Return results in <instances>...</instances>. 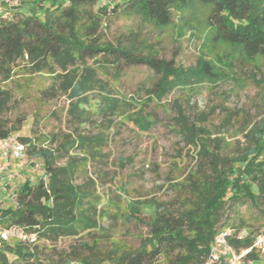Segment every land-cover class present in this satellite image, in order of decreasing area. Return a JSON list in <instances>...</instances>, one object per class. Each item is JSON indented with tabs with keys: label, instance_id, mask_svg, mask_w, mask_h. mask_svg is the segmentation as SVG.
Returning a JSON list of instances; mask_svg holds the SVG:
<instances>
[{
	"label": "trees",
	"instance_id": "16d2710c",
	"mask_svg": "<svg viewBox=\"0 0 264 264\" xmlns=\"http://www.w3.org/2000/svg\"><path fill=\"white\" fill-rule=\"evenodd\" d=\"M13 2L21 0L7 5ZM100 3L30 0L20 13L0 11V140L15 137L21 127L4 118L12 98L5 87L16 77L25 87L34 77L47 81L43 95L65 97L67 115L76 124L87 120L91 99L99 114L125 116L141 131L149 127L144 111L150 103H160L175 91L215 89L235 80V66L216 64L205 55L186 68L178 66L174 58H159L133 29L109 38L106 31L113 18L138 20L157 30L174 26L179 38L185 30L195 36L203 25L211 41L226 46L236 62L260 59L264 65V0ZM137 67H145L155 76L148 88L142 85L139 89L145 94L143 100L127 99L116 89L124 71ZM179 126L185 142L198 149L200 162L178 184L179 195L168 207L132 201L117 212L126 225H144L146 234L135 246L113 240L100 225L103 217L114 216L109 211L115 200L111 196L102 199L92 179L76 183L80 164L102 157L105 136L15 137L24 146L28 161L42 167L45 178L36 182L25 179L14 196L15 205L0 209L2 227L20 228L34 237L32 242L1 243L0 264H47L44 250L64 239L77 242L74 249L85 254L79 259L81 264H205L214 237L227 230L231 231L228 244L235 253L250 249L257 233L241 218L237 217V223L221 220L228 202L231 206L250 205L264 215V115L240 131L243 146L236 156L223 155L220 140L211 139L201 126L185 120ZM61 159L67 162L57 166ZM145 208L151 211L148 216L143 215ZM243 230L248 235L237 239ZM261 259L264 261L251 250L241 264Z\"/></svg>",
	"mask_w": 264,
	"mask_h": 264
},
{
	"label": "rangeland",
	"instance_id": "374dc122",
	"mask_svg": "<svg viewBox=\"0 0 264 264\" xmlns=\"http://www.w3.org/2000/svg\"><path fill=\"white\" fill-rule=\"evenodd\" d=\"M28 1L21 0V3L13 2L12 5H4L5 2L0 1V11L10 15L20 13ZM119 1L101 0L100 4L111 6ZM129 29L139 35L144 45L151 46L155 55L166 60L174 58L178 66H194L201 55L216 64L230 63L236 67L235 82L230 81L215 89L202 87L193 92L175 91L160 103H150L144 111L149 127L141 131L125 116L99 114L96 111L97 103L91 99L87 107L91 110L87 120L76 124L67 115L68 101L65 97L53 93L43 95L41 90L47 86V81L34 77L28 81L31 85L25 87L26 84L16 77L13 83L9 82L5 87L11 90L12 98L4 118L13 124L20 123V130L13 135L15 137H61L68 134L105 136L106 143L100 151L102 157L80 164L76 183L92 179L102 199L111 196L115 200L112 206L116 209L111 207L109 211L114 216L103 217L100 225L113 240H123L135 246L139 238L146 234V229L143 224L126 225L119 212L124 211L126 204L132 201H152L168 207L167 204L179 195L176 192L178 184L200 162L198 149L183 139L180 122L185 120L201 126L208 131L211 139L218 138L223 155L239 154L243 146L240 131L264 115V65L260 59L254 63L236 62L234 54L226 46L211 41L210 33L203 25L195 36L185 30L183 37L179 38L174 26L157 30L140 24L138 20L113 18L106 34L109 38H116ZM154 81L155 76L147 68H130L124 71L116 89L127 99L143 100L145 94L139 89L143 88L142 85L148 88ZM66 162L67 159H61L56 165L63 166ZM28 164L18 169L20 177L17 181L0 185V209L15 205L14 196L25 179L36 182L45 178L42 167L33 169ZM116 196H120V201L116 200ZM150 212L145 208L143 215L148 216ZM237 217L253 232H264L263 214L250 205L231 206L228 202L221 223L228 220L237 223ZM76 246L77 242L70 239L48 245L44 250L47 264H81L79 259L85 254L79 249L75 250ZM255 264H264V261L261 259Z\"/></svg>",
	"mask_w": 264,
	"mask_h": 264
},
{
	"label": "built area",
	"instance_id": "2783aa9c",
	"mask_svg": "<svg viewBox=\"0 0 264 264\" xmlns=\"http://www.w3.org/2000/svg\"><path fill=\"white\" fill-rule=\"evenodd\" d=\"M8 3L10 0H0ZM264 153V150H263ZM14 162L16 168L9 171V165ZM28 159L25 155L24 146L15 138L9 137L0 140V174L5 176L7 185L13 184L20 177L18 169L23 168L28 164ZM29 162V166L39 168V164ZM231 234L230 230L217 234L208 251L205 264L212 262H225L226 264H241L242 259L251 250L264 257V232L257 233L252 236V247L248 250L235 253L227 241V236ZM248 235L246 230L238 234L237 239L243 240ZM34 237L28 236L22 229L16 227L4 228L0 224V244L3 242L11 243L14 241L32 242Z\"/></svg>",
	"mask_w": 264,
	"mask_h": 264
},
{
	"label": "crops",
	"instance_id": "0c3cea01",
	"mask_svg": "<svg viewBox=\"0 0 264 264\" xmlns=\"http://www.w3.org/2000/svg\"><path fill=\"white\" fill-rule=\"evenodd\" d=\"M13 164H14V167H13ZM10 166H12L11 168H10ZM16 168V164L14 163V162H12V164H10L9 165V171H12L13 169H15ZM0 180L2 181L1 182V184L0 185H4V184H6V181H5V176L3 175V174H0ZM7 185V184H6Z\"/></svg>",
	"mask_w": 264,
	"mask_h": 264
}]
</instances>
